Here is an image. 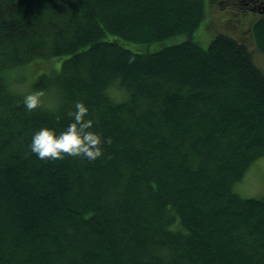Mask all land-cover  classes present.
Here are the masks:
<instances>
[{
  "label": "trees",
  "instance_id": "trees-1",
  "mask_svg": "<svg viewBox=\"0 0 264 264\" xmlns=\"http://www.w3.org/2000/svg\"><path fill=\"white\" fill-rule=\"evenodd\" d=\"M204 3L0 0V264H264V196L233 190L264 156L253 50L126 46L191 35ZM246 9L264 56V10ZM57 59L34 85L56 106L27 109L9 73ZM77 102L102 154L40 158L33 133L66 130Z\"/></svg>",
  "mask_w": 264,
  "mask_h": 264
},
{
  "label": "rangeland",
  "instance_id": "rangeland-1",
  "mask_svg": "<svg viewBox=\"0 0 264 264\" xmlns=\"http://www.w3.org/2000/svg\"><path fill=\"white\" fill-rule=\"evenodd\" d=\"M246 0H244L245 2ZM236 0H205L204 18L192 34H180L161 41L138 44L126 43V46L138 52H153L165 46L192 41L202 48H207L212 39L218 34H229L245 42L253 50L254 61L264 70V56L255 48L251 25L260 15L255 11L248 12L243 2L235 4ZM239 4H242L239 5ZM240 9H243L241 11ZM62 59L33 63L21 70L9 73L11 87L23 96L31 92H40V103L43 107L53 108L57 104L56 92L53 88L37 91L34 85L39 76L47 69L58 72ZM113 97L120 96L118 91L111 92ZM233 190L243 198H258L264 196V156L254 162L242 180L234 184Z\"/></svg>",
  "mask_w": 264,
  "mask_h": 264
},
{
  "label": "clouds",
  "instance_id": "clouds-1",
  "mask_svg": "<svg viewBox=\"0 0 264 264\" xmlns=\"http://www.w3.org/2000/svg\"><path fill=\"white\" fill-rule=\"evenodd\" d=\"M40 92H31L24 97V105L31 110L40 103ZM87 106L77 102L74 121L66 130L57 133L55 129L41 127L32 135L30 148L40 158H64V154L83 155L90 160L102 154L101 137L95 132L86 131L91 126V120H86Z\"/></svg>",
  "mask_w": 264,
  "mask_h": 264
},
{
  "label": "flooded vegetation",
  "instance_id": "flooded-vegetation-1",
  "mask_svg": "<svg viewBox=\"0 0 264 264\" xmlns=\"http://www.w3.org/2000/svg\"><path fill=\"white\" fill-rule=\"evenodd\" d=\"M236 3L241 2V0H236ZM235 3V4H236ZM244 5L248 8V9H259V10H264V0H246Z\"/></svg>",
  "mask_w": 264,
  "mask_h": 264
}]
</instances>
